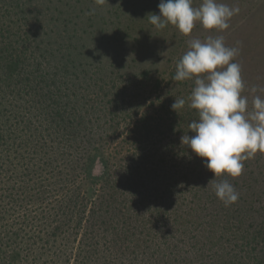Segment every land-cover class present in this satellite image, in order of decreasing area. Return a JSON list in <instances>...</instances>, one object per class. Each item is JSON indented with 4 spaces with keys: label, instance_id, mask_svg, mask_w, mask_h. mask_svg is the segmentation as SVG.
<instances>
[{
    "label": "trees",
    "instance_id": "1",
    "mask_svg": "<svg viewBox=\"0 0 264 264\" xmlns=\"http://www.w3.org/2000/svg\"><path fill=\"white\" fill-rule=\"evenodd\" d=\"M159 2L0 0V264H264L254 170L214 177L181 143L199 116L149 44Z\"/></svg>",
    "mask_w": 264,
    "mask_h": 264
},
{
    "label": "clouds",
    "instance_id": "2",
    "mask_svg": "<svg viewBox=\"0 0 264 264\" xmlns=\"http://www.w3.org/2000/svg\"><path fill=\"white\" fill-rule=\"evenodd\" d=\"M108 0H95L102 6ZM193 0H160L159 14L152 13L149 22L157 29L174 26L182 35L189 36L197 22L205 30H225L228 21L238 14V7H229L217 0H202L193 7ZM93 8L89 14H94ZM238 49L228 47L224 37L209 35L205 40L193 38L188 50L178 60L172 80H194L188 106L197 110L199 119L189 123L195 135L181 137L214 177L227 174L233 178L242 174L245 160L257 152L264 153V98L255 95L248 110V97L242 96L244 82L241 68L233 62ZM186 104L184 98H175L171 105L176 113ZM216 197L228 206L239 198L238 192L227 180L213 182Z\"/></svg>",
    "mask_w": 264,
    "mask_h": 264
},
{
    "label": "rangeland",
    "instance_id": "3",
    "mask_svg": "<svg viewBox=\"0 0 264 264\" xmlns=\"http://www.w3.org/2000/svg\"><path fill=\"white\" fill-rule=\"evenodd\" d=\"M201 2L202 0L198 1V3ZM217 2L224 3L229 7H238L240 9L239 13L235 14L228 21L229 27L227 29L205 30L197 22L192 33L189 36H185L182 35L174 26L169 24L162 30L165 31V33L155 35L153 40H156V42L153 44V42L150 41L149 44L155 46L163 44L164 46L162 49L160 47L158 48V58L160 59L159 68L161 69L164 62L169 61L170 58L171 61L169 63L171 65H174L175 63L177 64L180 59V55L182 57V55L188 50V41L190 39L199 38L203 41L209 35L213 37L222 35L226 46L238 49V55L234 57L233 62L240 65L241 77L244 82V90L241 95L248 97V110H251V100L253 97L251 88L253 86H256L257 88L255 95H259L261 98H264V0H217ZM162 36H165L166 39L171 38V41H165L163 43L162 41L156 39L157 37L161 38ZM166 56H169L170 58L166 59ZM179 85L183 94L186 93V100L189 103L188 98L195 86L194 80H184ZM187 135L193 136L195 133L189 131L187 132ZM242 163L247 165L245 168H248L249 166V169L254 170V174L250 176L249 179L255 184V186H260L263 191L264 173L262 174L263 179L258 178V181H254L253 178H256V174L259 170H263L264 172V153L257 152L253 158H250L245 162L243 161ZM103 171L104 166L101 161V156L97 155L94 157L89 166L90 177L92 179H97L102 176Z\"/></svg>",
    "mask_w": 264,
    "mask_h": 264
}]
</instances>
